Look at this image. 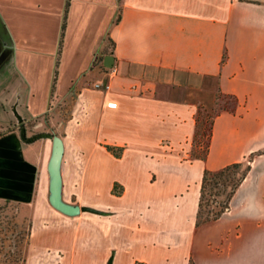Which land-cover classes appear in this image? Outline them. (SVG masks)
I'll return each instance as SVG.
<instances>
[{"label": "crops", "instance_id": "0c3cea01", "mask_svg": "<svg viewBox=\"0 0 264 264\" xmlns=\"http://www.w3.org/2000/svg\"><path fill=\"white\" fill-rule=\"evenodd\" d=\"M2 22L0 204L27 223L22 264H264V0H0ZM218 91L235 110L191 158ZM31 120L63 140L78 215L49 203L51 137ZM250 155L229 210L196 226L203 170Z\"/></svg>", "mask_w": 264, "mask_h": 264}, {"label": "rangeland", "instance_id": "374dc122", "mask_svg": "<svg viewBox=\"0 0 264 264\" xmlns=\"http://www.w3.org/2000/svg\"><path fill=\"white\" fill-rule=\"evenodd\" d=\"M0 23V57L7 55L11 61L15 60L16 50L13 44V36L8 30V27ZM0 67V73H1ZM5 69V68H4ZM216 94L209 99V102L204 103L199 109L198 134L195 141L192 140L191 150H196L197 153H202L204 145L209 137L212 121L215 112L223 104V101L216 100ZM216 104V105H215ZM68 110V104H61L59 112L62 118L65 117ZM29 135L36 136L41 132L43 135L56 133L55 131L43 129L38 131L34 128L35 121L31 120L27 123ZM193 145L195 147H193ZM190 150V152H191ZM244 168V167H243ZM243 168L237 172H241ZM193 177H191L192 179ZM28 227L26 221L21 222L15 216L14 210L6 205L0 204V260L1 264H22L24 249L27 243Z\"/></svg>", "mask_w": 264, "mask_h": 264}, {"label": "trees", "instance_id": "16d2710c", "mask_svg": "<svg viewBox=\"0 0 264 264\" xmlns=\"http://www.w3.org/2000/svg\"><path fill=\"white\" fill-rule=\"evenodd\" d=\"M215 98L216 100L223 101V104L217 109L214 117L221 112H233L235 110L237 99L233 95L218 91ZM199 109L196 115V128L193 141H195V137L198 134ZM211 133L212 125L203 152L197 153L196 150H191V158L205 159L209 148ZM195 146L193 145V147ZM108 149L115 155H119L118 151L112 147H108ZM251 161L252 155L244 161L233 162L218 169L212 170L205 168L203 170L199 188L198 208L195 221L196 226L215 221L229 210L233 196L251 169ZM241 168H243V170L237 172Z\"/></svg>", "mask_w": 264, "mask_h": 264}, {"label": "water", "instance_id": "95a60500", "mask_svg": "<svg viewBox=\"0 0 264 264\" xmlns=\"http://www.w3.org/2000/svg\"><path fill=\"white\" fill-rule=\"evenodd\" d=\"M114 57L112 55H105L103 65L106 68L113 66ZM51 137V151L47 161L48 172V200L53 208L59 212L68 215H78L85 207L75 203L67 202L62 197V175L61 162L64 153V143L62 138L56 134H50Z\"/></svg>", "mask_w": 264, "mask_h": 264}, {"label": "built area", "instance_id": "2783aa9c", "mask_svg": "<svg viewBox=\"0 0 264 264\" xmlns=\"http://www.w3.org/2000/svg\"><path fill=\"white\" fill-rule=\"evenodd\" d=\"M94 87L97 89H102V90H107L109 89V82L105 81V82H100V83H95ZM110 105H115L114 103H110Z\"/></svg>", "mask_w": 264, "mask_h": 264}]
</instances>
